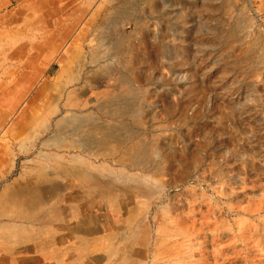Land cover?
Segmentation results:
<instances>
[{
    "label": "rangeland",
    "instance_id": "374dc122",
    "mask_svg": "<svg viewBox=\"0 0 264 264\" xmlns=\"http://www.w3.org/2000/svg\"><path fill=\"white\" fill-rule=\"evenodd\" d=\"M109 2L141 16L118 52L135 191L106 192L94 264H264V0Z\"/></svg>",
    "mask_w": 264,
    "mask_h": 264
},
{
    "label": "crops",
    "instance_id": "0c3cea01",
    "mask_svg": "<svg viewBox=\"0 0 264 264\" xmlns=\"http://www.w3.org/2000/svg\"><path fill=\"white\" fill-rule=\"evenodd\" d=\"M98 3L0 0V264H94L106 192L135 191L119 117L136 81L118 52L141 16Z\"/></svg>",
    "mask_w": 264,
    "mask_h": 264
}]
</instances>
